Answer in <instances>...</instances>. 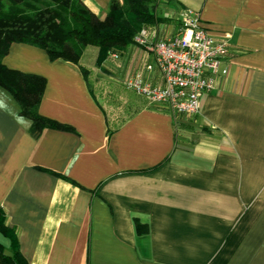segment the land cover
Here are the masks:
<instances>
[{
	"label": "crops",
	"instance_id": "0c3cea01",
	"mask_svg": "<svg viewBox=\"0 0 264 264\" xmlns=\"http://www.w3.org/2000/svg\"><path fill=\"white\" fill-rule=\"evenodd\" d=\"M81 1L99 17L111 0ZM164 1L154 39L185 10L229 38L193 117L136 97L110 120L92 72L163 83L137 46L90 70L10 45L2 64L45 80L38 112L61 128L34 137L0 88V264H264V0Z\"/></svg>",
	"mask_w": 264,
	"mask_h": 264
},
{
	"label": "trees",
	"instance_id": "16d2710c",
	"mask_svg": "<svg viewBox=\"0 0 264 264\" xmlns=\"http://www.w3.org/2000/svg\"><path fill=\"white\" fill-rule=\"evenodd\" d=\"M156 1L111 0L101 18L81 0H0V88L16 101L20 116L30 122L29 130L34 137L40 136L44 129L61 126L38 112L45 80L2 64L10 45L27 44L44 50L52 61L75 65L80 63L84 49L95 47V64L100 66L112 54L125 53L134 45L133 38L138 32L157 23ZM82 72L85 77L87 71ZM135 225L139 233V222ZM8 231L0 212V232L7 235ZM16 264L24 263L18 260Z\"/></svg>",
	"mask_w": 264,
	"mask_h": 264
},
{
	"label": "built area",
	"instance_id": "2783aa9c",
	"mask_svg": "<svg viewBox=\"0 0 264 264\" xmlns=\"http://www.w3.org/2000/svg\"><path fill=\"white\" fill-rule=\"evenodd\" d=\"M133 42L152 56L163 83L153 86L142 76L134 75L123 80L124 88L176 116L197 115L200 96L213 88L218 67L229 53L228 36L213 35L200 25L197 13L185 10L175 36L158 40L148 28H143ZM111 57L117 59L118 55Z\"/></svg>",
	"mask_w": 264,
	"mask_h": 264
},
{
	"label": "rangeland",
	"instance_id": "374dc122",
	"mask_svg": "<svg viewBox=\"0 0 264 264\" xmlns=\"http://www.w3.org/2000/svg\"><path fill=\"white\" fill-rule=\"evenodd\" d=\"M155 4L156 15H161L162 13L167 11V3L164 0H157ZM104 15H101L99 17L102 18L104 17ZM96 50L97 49L95 47H87L83 53L81 64L86 65L90 70L91 67L94 70L95 68L99 67L98 64H94ZM114 64H116V62ZM91 75L92 77L97 79L98 83L101 84L99 89H97L96 91L94 90V93L98 99V102L100 103V105H102L110 120H112V122L117 125V123L122 119L121 117H123L124 115H126L124 117L131 115V112L129 111L130 109L128 108V110H125V106L134 103L136 97L140 98V96L135 93H129L125 91L121 88L120 85L114 83L112 80H109L108 78L110 74H108L107 71L100 70L92 72ZM101 88L102 91L100 92ZM112 122L111 124L114 125Z\"/></svg>",
	"mask_w": 264,
	"mask_h": 264
}]
</instances>
